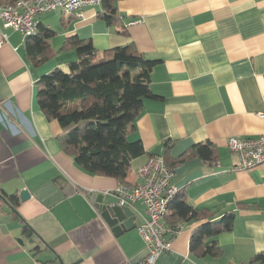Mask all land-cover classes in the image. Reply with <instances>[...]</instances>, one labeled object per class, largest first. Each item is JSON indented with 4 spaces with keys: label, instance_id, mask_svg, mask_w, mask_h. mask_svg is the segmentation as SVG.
<instances>
[{
    "label": "crops",
    "instance_id": "crops-1",
    "mask_svg": "<svg viewBox=\"0 0 264 264\" xmlns=\"http://www.w3.org/2000/svg\"><path fill=\"white\" fill-rule=\"evenodd\" d=\"M115 6L110 21L99 6L39 16L35 36L42 28L54 32L40 53L35 36L0 21L7 36L0 48V191L19 198L15 211L0 197V264L140 262L149 248L137 229L117 237L90 197L104 193L118 203L117 187L137 184L151 156L174 168V197L184 195L200 212L182 221L157 264H254L264 253V164L238 168L226 143L264 135V0H116ZM71 38L90 41L101 57L133 44L159 60L151 74L155 97L144 101L128 137L146 153L133 160L126 184L77 166L61 149L59 122L39 106L40 78L55 69L70 73L78 60ZM199 144L209 146L212 159L200 155ZM23 190L32 195L24 203ZM135 208L145 215L142 201ZM228 214L235 216L233 228L214 238L220 254L192 251L194 231ZM136 215L137 226L142 218Z\"/></svg>",
    "mask_w": 264,
    "mask_h": 264
},
{
    "label": "trees",
    "instance_id": "trees-1",
    "mask_svg": "<svg viewBox=\"0 0 264 264\" xmlns=\"http://www.w3.org/2000/svg\"><path fill=\"white\" fill-rule=\"evenodd\" d=\"M16 1L0 0V3ZM115 2L102 0L101 7L109 21L116 12ZM53 34L42 28L38 36L32 37L36 52H43L44 39ZM68 40L75 47L78 60L70 64V73L55 69L40 78L39 106L48 120L59 122L61 149L77 166L90 175L111 177L126 184L133 160L146 153L141 141L131 142L128 137L136 127L144 101L155 97L150 88L151 74L159 60L146 58L133 44L105 51L101 57L90 41ZM195 148L204 159L213 158L208 145L199 144ZM0 197L16 211L19 205L16 195L0 191ZM169 210L165 220L172 226L200 214L184 195L174 197ZM234 222V214H228L201 225L192 235L191 250L203 248L204 254L218 256L221 250L214 238L231 230ZM25 231L29 229L26 227ZM252 263L264 264V253L255 256Z\"/></svg>",
    "mask_w": 264,
    "mask_h": 264
},
{
    "label": "built area",
    "instance_id": "built-area-1",
    "mask_svg": "<svg viewBox=\"0 0 264 264\" xmlns=\"http://www.w3.org/2000/svg\"><path fill=\"white\" fill-rule=\"evenodd\" d=\"M88 6H102V0H18L14 4L0 3V21L6 28H12L25 37L38 34L37 18L54 10L73 14ZM7 43V36L0 31V48ZM228 149L239 157L238 168L249 170L264 164V135L258 138L232 136L227 140ZM174 168L161 156H151L138 170V182L120 185L114 196L120 206L131 207L142 218L136 226L146 242L149 253L137 264H157L159 257L171 249L183 222L169 225L166 216L170 202L177 189L172 185ZM145 204V215L140 214L135 204ZM231 264H243L234 263Z\"/></svg>",
    "mask_w": 264,
    "mask_h": 264
},
{
    "label": "water",
    "instance_id": "water-1",
    "mask_svg": "<svg viewBox=\"0 0 264 264\" xmlns=\"http://www.w3.org/2000/svg\"><path fill=\"white\" fill-rule=\"evenodd\" d=\"M32 195L28 190H23L20 194L21 202H27L31 199ZM91 204L94 206L95 210L100 214L101 218L112 229L113 233L119 237L124 232L132 231L136 228V212L128 206H120L113 200L106 199L104 193L95 192L90 197ZM7 204L10 203L5 200ZM22 242V241H21ZM33 244V240L29 241ZM23 243V242H22ZM45 264H65L61 260L49 261Z\"/></svg>",
    "mask_w": 264,
    "mask_h": 264
}]
</instances>
